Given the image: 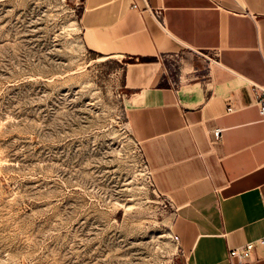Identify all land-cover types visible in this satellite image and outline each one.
<instances>
[{"label": "rangeland", "instance_id": "1", "mask_svg": "<svg viewBox=\"0 0 264 264\" xmlns=\"http://www.w3.org/2000/svg\"><path fill=\"white\" fill-rule=\"evenodd\" d=\"M83 0H0V264H185Z\"/></svg>", "mask_w": 264, "mask_h": 264}, {"label": "crops", "instance_id": "2", "mask_svg": "<svg viewBox=\"0 0 264 264\" xmlns=\"http://www.w3.org/2000/svg\"><path fill=\"white\" fill-rule=\"evenodd\" d=\"M79 20L88 48L130 60L127 123L175 207L185 264H232L230 248L264 236V120L249 89L264 84V0H83ZM244 263L264 264V242Z\"/></svg>", "mask_w": 264, "mask_h": 264}, {"label": "built area", "instance_id": "3", "mask_svg": "<svg viewBox=\"0 0 264 264\" xmlns=\"http://www.w3.org/2000/svg\"><path fill=\"white\" fill-rule=\"evenodd\" d=\"M133 6L135 5L133 4ZM155 14L156 16L161 17V13L159 11L155 12ZM249 89L254 97L253 103L258 106V111L261 115V119L264 120V84L250 83ZM212 134L214 138L218 139L221 134V128L219 127L214 128L212 130ZM261 204L264 212V195L261 196ZM172 239L176 243H178L177 234L173 233ZM263 242H264V236H261L255 240H250L242 245L230 248L228 250L229 256L236 259L235 262H233L232 264H245L244 260L251 255L256 243H263Z\"/></svg>", "mask_w": 264, "mask_h": 264}, {"label": "trees", "instance_id": "4", "mask_svg": "<svg viewBox=\"0 0 264 264\" xmlns=\"http://www.w3.org/2000/svg\"><path fill=\"white\" fill-rule=\"evenodd\" d=\"M128 61H130V60H128Z\"/></svg>", "mask_w": 264, "mask_h": 264}]
</instances>
